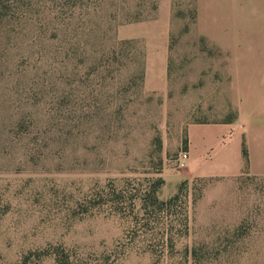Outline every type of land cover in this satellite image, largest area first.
<instances>
[{
    "label": "rangeland",
    "instance_id": "374dc122",
    "mask_svg": "<svg viewBox=\"0 0 264 264\" xmlns=\"http://www.w3.org/2000/svg\"><path fill=\"white\" fill-rule=\"evenodd\" d=\"M29 1L0 28V264H264V0L228 33L205 0L215 43L195 0ZM158 179L186 197L146 212Z\"/></svg>",
    "mask_w": 264,
    "mask_h": 264
},
{
    "label": "trees",
    "instance_id": "16d2710c",
    "mask_svg": "<svg viewBox=\"0 0 264 264\" xmlns=\"http://www.w3.org/2000/svg\"><path fill=\"white\" fill-rule=\"evenodd\" d=\"M30 4L29 0H0V28L2 27H9L13 24H16L18 20H21L22 16L25 14L26 10L28 9V5ZM131 17H127L126 22L134 21V19H130ZM194 22L197 23V8L195 6V14H194ZM4 25V26H3ZM75 32H77V29H75ZM125 43H122V45ZM80 50L79 48H77ZM111 55L114 56V59L117 64V71H120L125 64L123 63L124 58L120 54V52L115 49L111 53H105L102 55V57L99 59L98 65H96L97 68L105 67L107 66V63H109V60L111 58ZM83 56V55H82ZM82 59V58H81ZM145 76V71L141 70L140 74H134L130 79V87L135 88V86H138L142 84ZM234 122L233 119L224 121L223 124H228ZM199 124H206V123H199ZM183 146L186 150H189L190 148V139H189V132L186 133L184 139H183ZM245 157L248 156L247 152L245 151ZM165 183L164 179H158V185L157 187L153 188V190H149L148 193H145V197H140L142 201V207L147 212L149 211V208L156 207L160 211H169L174 205L179 203L183 197H186L183 194V190H180L179 193L173 197H171L167 201L160 200L158 196V188L160 189L162 185ZM183 189V187H182ZM120 198L121 197H117ZM111 201V200H107ZM115 202V201H111ZM32 256H25L22 261L19 264H32ZM38 264V263H37Z\"/></svg>",
    "mask_w": 264,
    "mask_h": 264
},
{
    "label": "crops",
    "instance_id": "0c3cea01",
    "mask_svg": "<svg viewBox=\"0 0 264 264\" xmlns=\"http://www.w3.org/2000/svg\"><path fill=\"white\" fill-rule=\"evenodd\" d=\"M205 0H195L196 8H197V23H196V31L199 35L206 37L211 42L215 43L214 37L211 31L205 29V23H203L202 19V5ZM233 3L230 5V0H206L205 3L209 2L210 5L216 6L219 3V8L222 11V29L228 33L230 28H238L240 27L241 21L239 19L233 20L229 19V13L233 10H237L238 13H243L246 11L249 6V0H232ZM256 7L253 6V11ZM257 10V9H256ZM240 114V113H239ZM197 125V124H195Z\"/></svg>",
    "mask_w": 264,
    "mask_h": 264
},
{
    "label": "built area",
    "instance_id": "2783aa9c",
    "mask_svg": "<svg viewBox=\"0 0 264 264\" xmlns=\"http://www.w3.org/2000/svg\"><path fill=\"white\" fill-rule=\"evenodd\" d=\"M188 159H189V154L187 152L183 153L180 158V166L185 167L187 165Z\"/></svg>",
    "mask_w": 264,
    "mask_h": 264
}]
</instances>
